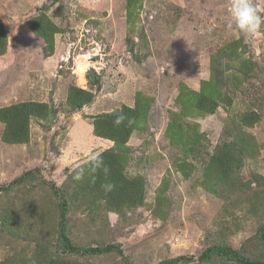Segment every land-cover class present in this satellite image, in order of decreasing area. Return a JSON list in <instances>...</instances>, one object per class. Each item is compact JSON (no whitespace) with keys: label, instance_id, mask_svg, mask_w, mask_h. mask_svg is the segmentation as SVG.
Returning a JSON list of instances; mask_svg holds the SVG:
<instances>
[{"label":"rangeland","instance_id":"obj_1","mask_svg":"<svg viewBox=\"0 0 264 264\" xmlns=\"http://www.w3.org/2000/svg\"><path fill=\"white\" fill-rule=\"evenodd\" d=\"M132 2L128 11L127 0H0V26L7 33V51L0 57V108L34 101L47 103L53 111L45 120L30 121V139L24 145L4 144L0 123V186L27 171H41L31 193L28 183L25 189L23 184L14 186L8 194L24 193L23 198L36 202L31 206L45 221L40 231L47 254L57 263L158 264L191 257L180 264H225L217 256L200 263L201 253L215 245L241 250L261 262L264 25L257 34L240 32L230 15L232 0ZM253 2L264 16V0ZM40 15L59 31L50 56L44 55V40L27 25ZM88 54L93 58L87 63L78 57ZM94 62L102 69L92 82L87 73ZM212 72L222 100L214 114L184 119L197 123L202 135L198 160L188 158L193 170L185 178L177 169L183 154L169 144L165 130L170 111L179 110L175 98L180 86L198 90ZM71 85L92 91V102L70 111L66 101ZM138 92L153 103L144 128L132 133L127 143L125 172L130 179L144 178V204L120 218L102 205L86 208L83 191L63 220L71 245L83 250L114 245L115 250L95 255L66 251L57 230L62 221L59 197L49 185L55 184L65 195L66 175L112 147V142L93 136L91 117L116 112L123 105L133 107ZM249 112L258 114L259 120L240 130L254 137L258 154L245 160L240 176L231 174L239 188L217 198L198 182L215 147L232 141L241 127L240 115ZM258 176L260 183L254 178ZM41 192L48 196L47 205L40 202ZM161 194L163 202L155 211ZM6 200L9 197L0 196V206ZM26 234L0 239V261L34 264L36 245Z\"/></svg>","mask_w":264,"mask_h":264},{"label":"trees","instance_id":"obj_2","mask_svg":"<svg viewBox=\"0 0 264 264\" xmlns=\"http://www.w3.org/2000/svg\"><path fill=\"white\" fill-rule=\"evenodd\" d=\"M132 0H127V9H132ZM29 29L45 42L43 52L45 56H50L54 50L53 36L58 33V29L44 16L29 19ZM7 51V33L0 26V57L5 55ZM212 71L213 68H210ZM94 98L92 91L83 90L75 85L69 87V93L66 104L70 111L82 108L90 104ZM222 100V95L219 91L217 77L212 72L209 80L200 82L198 90L188 89L185 85L180 86L179 93L175 98V105L179 107L178 111H170V121L165 130V137L170 145L180 147L183 158L179 160L177 169L181 174L188 178L193 170L192 164H187L188 158L198 160L199 150L201 148V134H198L197 123L185 122L184 119L203 118L212 115L216 112ZM153 103L151 97H145L141 92L136 93L133 107L123 105L120 110L110 113H102L91 117L92 134L94 137L107 140L113 143L112 147L98 154L94 159L87 164L77 167L70 174L66 175L65 181L62 184L65 195L61 189L56 188L55 184H50L49 187L52 193L59 197L57 207L61 211V220L58 227L60 238L63 240L64 248L69 252H81L85 255L102 254L115 250L114 245L104 247L86 249H77L72 246L67 237L65 213L71 209L73 199L79 200L78 195L85 191L84 197L88 199V203L83 200V204L88 209H96L101 205L109 213L119 215L120 218L125 217L128 211L139 208L144 204L145 181L139 177L130 179L125 172L128 164L126 155L127 143L131 138L132 133L140 131L144 128L148 111ZM124 115L126 119L123 123H114L116 116ZM53 115L50 106L45 102H20L7 107L0 108V123L4 124V129L1 134V141L6 145H24L29 142V126L30 121L35 119L45 120ZM129 119L133 122L129 124ZM239 120L241 127H238V132L233 136L231 142L224 141L222 145L215 147L213 154L209 158L203 176L198 182V185L207 193H210L217 198H223L221 194H226L234 191L236 178H232L231 174L235 173L240 176L241 168L247 159H254L257 152H254L256 143L254 137L249 133H245L242 127L250 128L259 120L258 114L254 112L244 113L240 115ZM97 158L103 160L108 172L105 176L102 169L92 170V162ZM201 158V157H200ZM189 166V167H188ZM84 169L82 179H75L77 172ZM41 171L36 169L34 173L27 171L19 177L11 181L7 186H0V196L9 197L6 200L5 206H0V239L21 238L28 230L25 236L29 242H33L35 246L34 264H62L57 263L53 256L47 254L48 247L44 243V238L41 235V224L44 221L39 214H36L37 209L32 207L34 201H27L21 195L8 194L9 191L16 185L23 184L24 189L28 183V190L32 192V183L36 175H40ZM260 183L261 177H254ZM239 179V178H238ZM102 185H110L111 187H102ZM238 186V184L236 183ZM240 186V183H239ZM260 187V185H258ZM242 189V188H241ZM240 190V189H239ZM241 191V190H240ZM11 193V192H10ZM42 197L40 201L42 205H47L48 197L45 192L39 193ZM162 194L157 198L156 210L158 211L163 199ZM12 198V199H10ZM44 198V199H43ZM34 223L33 225L30 223ZM40 231V233H39ZM32 236L28 237L29 234ZM261 246L264 256V222L258 230ZM241 248H245L242 246ZM240 248V249H241ZM44 254V255H40ZM214 256L224 258L225 264H264V259L260 262L253 256L243 253L241 250H234L225 246H211L205 249L200 257V263L210 262ZM9 258V257H8ZM191 257H176L168 260L160 261L158 264H180L189 260ZM0 261V264H14L13 261ZM124 263L126 260H123Z\"/></svg>","mask_w":264,"mask_h":264},{"label":"clouds","instance_id":"obj_3","mask_svg":"<svg viewBox=\"0 0 264 264\" xmlns=\"http://www.w3.org/2000/svg\"><path fill=\"white\" fill-rule=\"evenodd\" d=\"M230 15L236 26V28L247 35L257 34L264 25V16H262L255 6L253 0H232L230 4ZM69 61V59H68ZM94 71V70H93ZM95 72V71H94ZM126 117L124 115L116 116L114 123L117 125L123 123ZM133 121L129 119V124ZM92 170L102 169L105 176L107 175L108 169L104 165L103 160L97 158L92 162ZM84 176V169L77 172L75 179H82ZM102 187L110 188V185H102Z\"/></svg>","mask_w":264,"mask_h":264},{"label":"built area","instance_id":"obj_4","mask_svg":"<svg viewBox=\"0 0 264 264\" xmlns=\"http://www.w3.org/2000/svg\"><path fill=\"white\" fill-rule=\"evenodd\" d=\"M90 56V55H89ZM93 58V56L91 57V59ZM91 59H88V60H91ZM94 65H93V70L95 71V73H98L99 72V70H101L102 69V67H101V63H99V62H94L93 63ZM95 65H97V68L95 67Z\"/></svg>","mask_w":264,"mask_h":264},{"label":"water","instance_id":"obj_5","mask_svg":"<svg viewBox=\"0 0 264 264\" xmlns=\"http://www.w3.org/2000/svg\"><path fill=\"white\" fill-rule=\"evenodd\" d=\"M90 81L94 82L95 81V72L93 70H89V72L87 73Z\"/></svg>","mask_w":264,"mask_h":264},{"label":"bare ground","instance_id":"obj_6","mask_svg":"<svg viewBox=\"0 0 264 264\" xmlns=\"http://www.w3.org/2000/svg\"><path fill=\"white\" fill-rule=\"evenodd\" d=\"M78 57H79V59H83L87 63V60L89 59V54L86 56H78Z\"/></svg>","mask_w":264,"mask_h":264}]
</instances>
